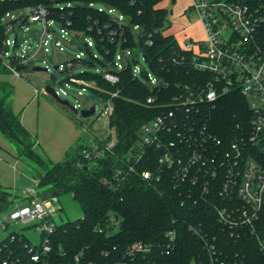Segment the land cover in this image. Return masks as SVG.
Instances as JSON below:
<instances>
[{
  "label": "built area",
  "instance_id": "built-area-1",
  "mask_svg": "<svg viewBox=\"0 0 264 264\" xmlns=\"http://www.w3.org/2000/svg\"><path fill=\"white\" fill-rule=\"evenodd\" d=\"M6 1L10 5H20L6 11L0 18L4 33L2 44L6 47L0 54L1 65L9 73L21 76L15 62L25 64L36 56L43 57L50 50L62 54L65 45L76 50L71 40L73 37L80 39L81 34L58 26L43 4L22 6L19 0ZM263 2L190 0L187 11L197 12L205 38L188 39L180 46L191 52L193 68L208 77L201 76V80L183 85L173 98L170 109L142 124L135 145L119 160L114 182L102 180L103 185L117 189L129 173L138 174L148 183L162 182L164 185L165 181L161 180L166 179L179 192L181 206L200 207L210 220L187 224L186 229L198 240L200 253L190 257L186 264H246L241 252L226 254L220 251L219 233L234 242L250 239L264 255ZM59 8L62 9L61 6ZM108 12L112 13L114 9L109 8ZM123 19L122 15L118 16L119 21ZM32 24L38 25L41 33L35 51L29 52L28 39L21 36ZM84 40L88 47L92 45L91 40ZM147 44L151 42L147 41ZM133 55L132 50L119 52L115 68L123 69L127 59ZM80 56L81 51L65 61L69 66L70 59ZM64 67L58 64L56 68L62 71ZM140 71L141 68L133 67L134 75ZM104 79L111 84L118 81L117 76L109 72L104 73ZM145 80L152 91L166 85L150 72ZM70 83L91 86L76 79H70ZM61 92L66 94L65 90ZM228 94L240 95L246 108L241 120L233 122L230 128L219 130L213 123V114L217 100ZM147 103H155V97H149ZM90 106L94 105L81 109ZM112 110L111 103L107 101L100 114L109 117ZM81 129L83 132L89 130L82 124ZM88 141L81 151L82 162L78 166L84 162L93 163L105 153H113L115 138L110 129L105 140L90 134ZM141 164L149 168L140 170ZM29 194L34 195L35 190H29ZM29 203L31 207L25 206L13 212L11 220L24 226L36 225L40 233H52L56 225L52 216L61 210L56 205L57 197L42 199L34 196ZM110 221L115 224L117 219L112 216ZM183 224L173 219L159 244H130L126 250L127 258L133 260L130 264L144 262L145 259L146 264H167L154 258L147 260V257L155 255L162 258L174 254L179 248L178 237ZM0 228L5 230L7 226L3 223ZM41 244L45 251H49L47 237L42 239ZM33 260H38V256H34Z\"/></svg>",
  "mask_w": 264,
  "mask_h": 264
},
{
  "label": "trees",
  "instance_id": "trees-1",
  "mask_svg": "<svg viewBox=\"0 0 264 264\" xmlns=\"http://www.w3.org/2000/svg\"><path fill=\"white\" fill-rule=\"evenodd\" d=\"M19 1L22 6L43 4L49 12V17L58 26L81 34L80 39L73 37L71 42L75 45V51L82 52V56L70 59L69 67L65 66L61 71L65 73L62 82L70 83V79H76L88 83L91 86L86 89L111 103L113 110L108 117V128L113 132L115 145L112 154L105 153L104 157L93 163L84 162L83 165H77L82 162V150L79 146L74 148L72 156L62 161L44 162L33 149L34 143L30 133L13 113L8 101L12 93L11 86L0 82V91H5V94L0 95V133L20 146L22 155L42 169L37 176L35 194H23L24 199L30 200L34 196L47 199L70 193L82 211V218L56 223L50 234L40 233L38 245H32L22 232L9 233L0 241V262L130 264L133 260L127 258L126 254L130 244H159L163 241L171 221L176 219L177 222H184L178 237V250L167 257L148 256L147 260L154 258L167 264H186L190 257L200 253L198 240L186 229L187 224L210 220L200 207L181 206L179 192L175 191L166 179L161 180L165 181L164 185L162 182L148 183L138 174L129 173L117 189L102 183L103 179L114 182L113 176L115 169L120 166L119 160L135 145L140 126L162 111L170 109L173 98L178 95L183 85H191L201 80V76L208 77L193 68L191 52L184 50L173 35L165 33L170 27V10L161 6L165 0ZM170 2L174 3L175 0ZM17 7L20 5H10L7 1L0 0V18L6 11ZM109 8L114 9V12L109 13ZM261 13L264 16V5L261 7ZM119 15L123 16L122 21L118 20ZM262 26L264 29V23ZM3 38V28L0 25V54L6 48L2 44ZM84 39L91 40L92 45L88 47ZM147 41L151 44L148 45ZM138 45L147 67L141 68L140 73L134 75L132 70L137 61ZM125 50H135V55L127 59L123 69L117 70L114 66L116 55ZM30 62H15L16 68L21 73ZM1 63L0 57V69ZM76 65L94 68L95 71H70ZM2 70L9 73L4 67ZM106 72L117 76L118 81L115 84L106 81ZM149 72L161 78L166 84L165 87L152 91L145 80ZM72 84L77 86L76 83ZM114 93L116 95L112 96ZM149 97H155V103L148 104ZM245 108L244 100L238 94L219 98L213 114L214 125L219 130L230 128L233 122L241 120ZM147 168L149 166L146 164L139 166L140 170ZM17 197L20 196L0 188V213ZM112 216L117 219L115 224L110 223ZM218 236L220 251H225L226 254L241 252L246 264H264V255L250 239L234 242L222 233ZM44 237L48 238L49 251H45L41 244ZM159 251L161 252V249ZM34 256H38V260L34 261ZM143 263L146 264V259L137 264Z\"/></svg>",
  "mask_w": 264,
  "mask_h": 264
},
{
  "label": "rangeland",
  "instance_id": "rangeland-1",
  "mask_svg": "<svg viewBox=\"0 0 264 264\" xmlns=\"http://www.w3.org/2000/svg\"><path fill=\"white\" fill-rule=\"evenodd\" d=\"M189 4L190 0H175L174 3L165 0L161 3V6L170 10L168 18L170 27L165 33L173 35L180 45H184L188 39L203 40L205 38L199 15L196 11H187ZM28 28L29 30L21 37L28 39L29 52H32L38 44L41 29L36 24L29 25ZM64 48L65 52L62 54L50 50L43 57L36 56L28 67L21 71V76L4 72L2 66L0 69V82H5L12 88L8 101L13 113L30 133L35 153L47 163H55L72 156L76 146L82 150L84 146H87L90 134L104 140L109 137L108 116L100 114V111L105 109L106 102L86 87L81 88L69 82H62L65 73L55 69L58 64L69 67L65 60L80 52L69 45H65ZM9 50L12 51V49ZM136 50L135 66L146 69L147 65L142 58L139 45L136 46ZM36 68L47 70H35ZM82 70L95 71L94 68L82 65H76L70 69L74 73ZM47 85L54 88L61 99L69 100L78 109L94 105L95 114L88 119L72 115L69 110L54 103L44 93ZM61 90H65L66 94H63ZM78 93L81 96H77ZM3 94L5 91H0V95ZM81 124L87 126L89 130L83 132ZM21 152L20 146L0 133V188L20 196L0 213V224L5 223L7 226L5 230L0 228V241L15 231L24 233L32 245H38L40 230L37 227H27L18 221L11 220L13 212L25 206L31 207L29 200H25L23 194L28 195L29 190L35 188L37 176L39 172H42L39 166L23 156ZM57 199L56 205H59L61 210L52 216L55 223L82 218L81 208L70 193H62L57 196Z\"/></svg>",
  "mask_w": 264,
  "mask_h": 264
},
{
  "label": "water",
  "instance_id": "water-1",
  "mask_svg": "<svg viewBox=\"0 0 264 264\" xmlns=\"http://www.w3.org/2000/svg\"><path fill=\"white\" fill-rule=\"evenodd\" d=\"M56 69V67H55ZM35 70H47L46 68L40 69L36 68ZM44 93L48 95L55 103H57L59 106L65 107L67 110H69L74 116H80L83 119H88L91 116L94 115L95 113V107L90 106L89 108H84V109H76L73 104L69 102L67 99H61L55 92L54 88L51 86L47 85L44 88Z\"/></svg>",
  "mask_w": 264,
  "mask_h": 264
}]
</instances>
